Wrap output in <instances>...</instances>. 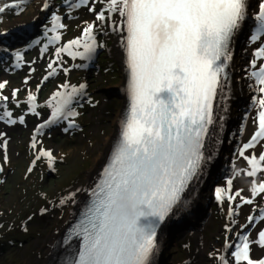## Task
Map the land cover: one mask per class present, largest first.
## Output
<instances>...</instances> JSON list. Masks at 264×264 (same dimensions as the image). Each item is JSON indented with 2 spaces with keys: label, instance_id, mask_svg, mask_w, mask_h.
Here are the masks:
<instances>
[{
  "label": "snow or ice",
  "instance_id": "6c2138e0",
  "mask_svg": "<svg viewBox=\"0 0 264 264\" xmlns=\"http://www.w3.org/2000/svg\"><path fill=\"white\" fill-rule=\"evenodd\" d=\"M64 2L69 9L88 6L96 21H110L113 32L125 34L121 45L129 96L111 161L92 191L93 198L82 218L66 237L68 243L75 238L79 244L64 264H151L157 248V229L180 203L205 161V138L216 123L215 104L227 86V69L233 58L230 44L249 17V0H102L106 7L100 11L90 6V0ZM15 7L19 5L0 7V13ZM48 7L45 3L44 8ZM61 20L53 13L49 31L64 28ZM254 21L250 41H260L250 62L253 69L258 68L250 73L258 85L255 91L260 94L253 97L256 113L252 122L256 130L239 152L249 166L242 171L250 178L252 198L241 196L242 190L232 194L231 178L227 189L217 188L216 199H227L230 204L229 217L238 214L240 205L235 209L231 206L238 197L244 205H252L257 196L264 198V152L245 154L264 142V0L259 3ZM95 29V24L87 23L82 37L56 48V60L48 64L49 76L55 74L54 64L62 53L92 58L97 48ZM60 39L56 34L49 42ZM81 46L83 52L72 50ZM47 48L45 45L42 51ZM15 55L17 60L22 59L19 52ZM6 83H0V90ZM85 87L61 85L65 91H57L47 102L50 118L39 129L61 120L69 121V127H73L72 118L78 115L73 105ZM17 91H13V97ZM0 99L7 101L8 97ZM27 101L34 112L36 96L29 93ZM11 116L5 110L0 120L16 123ZM19 122H24L23 116ZM32 147L36 148L35 138ZM41 156L50 163L53 160L51 151L41 149L37 159ZM257 220L264 222V208L259 209L258 217H247V223L240 226L242 231L236 233L235 243L226 238L223 247L228 255L219 256L220 264H264V258L251 256L253 244L264 248V229L258 230L256 239L246 233Z\"/></svg>",
  "mask_w": 264,
  "mask_h": 264
},
{
  "label": "rangeland",
  "instance_id": "374dc122",
  "mask_svg": "<svg viewBox=\"0 0 264 264\" xmlns=\"http://www.w3.org/2000/svg\"><path fill=\"white\" fill-rule=\"evenodd\" d=\"M261 1L257 0V5ZM45 3L49 5L47 9L44 8ZM254 3L256 4L255 1L252 2ZM11 4H18L19 7L7 8L0 13V45L4 42L7 30L16 28L18 33L11 37L18 39L22 38L20 31H25L39 19L44 23L41 26L42 35L39 33L24 47L17 44L6 47L8 50L5 49L2 54L7 58L0 59V83L7 81L0 90V97H8L7 101L0 99V115L5 110L10 111L11 119L17 121L11 124L0 120V264H44L47 248L49 252L51 241L62 238L70 223L67 221L73 204L86 190L88 173L96 166L98 155L104 148L105 137L112 134L116 118L122 115L124 95L119 85H122L124 69L117 55L118 37L109 26L111 22L105 24L96 21L95 13L89 11L88 6L69 9L64 0H0V7ZM90 6L100 11L106 4L102 0H90ZM258 10L259 6L254 9L255 13ZM53 13L60 15L61 22L65 25L56 32L49 31ZM34 16L37 18L31 22L32 25L20 29L24 24L30 23ZM253 17L250 15L247 18L238 38L231 44L233 87L228 105L236 115L219 113L216 123L220 122L223 128L221 132L220 128L214 130V133L210 130V148L204 154L205 161L192 182L193 186L191 184V187L200 188L210 181L209 190L201 192L208 196L207 203L205 207L189 209V212L181 207L185 204H181L180 210L176 209L177 213L173 218H189L174 226L170 232L164 231V235H159L163 236L164 243L153 254L152 264H220L219 256L228 255V250L223 247L226 238L235 243L236 233L242 231L240 226L247 223V217H258L259 209L264 208V198L260 196L254 198L252 205H244L238 197L231 202L234 209L240 205L238 214L229 217L230 204L227 199H216V189H227L230 170L235 171V163L231 161V143L239 132V114L244 107L248 108V103L251 108L248 121L253 125L252 132L256 130V125L252 122L256 109L253 102L247 101L250 95H260L255 91L258 85L250 76L258 68L251 67L253 53L250 56L244 50L246 43L250 42L254 49L260 44V41L255 44L250 41L254 29L248 30V27L253 25L250 21ZM87 23L96 25L94 35L97 48L92 58H73L62 53L54 64L55 74L49 76L51 70L48 64L56 60V48L82 37ZM56 34L61 39L50 43V38ZM81 43L83 44V40ZM45 45H48L47 51H42ZM72 50L83 52V47H73ZM8 51H11L12 57L7 54ZM17 52L22 59L17 60ZM46 76L47 80L44 79ZM63 84L76 87L86 85L73 105L78 113L72 118L74 126L69 127V121L61 120L39 129L50 118L51 109L46 106L47 102L57 91H65L61 88ZM246 87L251 89L249 97L243 94ZM14 90H18L15 97L12 95ZM29 93L36 96L34 112L28 106ZM21 116L24 117L23 123L19 122ZM34 138L35 149L32 147ZM41 149L51 151V163L44 156L37 159ZM260 151L264 152V142ZM248 167L243 164L242 168ZM250 186V178L242 176L233 180L231 192L234 194L242 190L241 196L252 198ZM193 197L194 195L188 196L184 202L192 203ZM233 220L235 224L232 223ZM228 228L232 231H227ZM260 229H264V222L257 220L246 229V233L256 239ZM59 254L58 256L61 255ZM251 256L253 259L264 258V248L253 244ZM228 258L232 259L230 255ZM60 260L61 258L58 262Z\"/></svg>",
  "mask_w": 264,
  "mask_h": 264
},
{
  "label": "bare ground",
  "instance_id": "6f19581e",
  "mask_svg": "<svg viewBox=\"0 0 264 264\" xmlns=\"http://www.w3.org/2000/svg\"><path fill=\"white\" fill-rule=\"evenodd\" d=\"M253 1H255L256 4L255 3L252 4ZM249 5H250L249 16L250 15L254 16V13H255L254 9H256L259 6V5H257V0H249ZM250 21L253 23V25H251L250 28L248 27V30L251 28H253V29L255 28L254 17ZM115 33L118 37L116 40V51H117V55H118L119 60H120L121 67L124 69V76H123L122 85H119V87H120L122 94L124 95V98H125V95H126L125 84L127 82V79L125 78V73L127 71V65L125 63L124 49L121 45L122 37L125 34L124 33H118V32H115ZM239 33H240V31L233 37L231 44L233 41L236 40V38H238ZM247 33L248 32L245 33V36ZM231 44H230V48H232ZM246 44L247 45L244 47V50L247 52V54L249 53V55L252 56V53H254L256 49L251 47L250 42L246 43ZM232 57H233V55H232ZM233 65H234V62H233V58H232V60L229 62V68L227 69V72H228L227 86L224 89V91L217 97V101L215 104L216 109H215L214 114H215V117L218 119H219V113L222 115H227V114L233 115V116L236 115L235 111L232 110L231 107L228 105V99H229L230 91L233 87V83H232V79H231V76H232L231 70L233 68ZM243 94H244V96L249 97V95L251 94V89L249 87L244 88ZM250 97H251V95H250ZM250 97H249L247 103L253 102L254 95L251 98ZM247 105H248V108L245 109V107H244L243 110L241 111V113L239 114V117H238L239 118V122H238L239 123L238 124L239 125V128H238L239 132L235 135L236 138H234L232 143H231L232 144L231 150H233L232 151L233 154H231V161L235 163V165H234L235 171L232 172L230 170V175H228V177H229V179L231 178L232 180H234V179L236 180V178L239 179L242 176H246V175H244V173L242 171V170H244L242 167H243V164H247V162L243 160V158L239 155V152H240L242 145L247 143L249 141V139L251 138V135L254 133V132H252L253 125L251 122L248 121V113L251 110V108L249 106L250 104L248 103V104H246V106ZM121 123H122V115H120L116 118V124H115L116 127L113 130L112 134L107 135L104 139V148L98 155L96 166L88 173V184L86 186L85 192L80 194V197L73 204L74 210L72 209V212L70 213L69 221H67V222H70L67 225L69 228L68 230H70V232H71L72 228L80 221V219L83 216L84 209H82V208H84L86 201L88 199V196L90 195V193H91L96 181L98 180V178L101 174V171H102V169H103V167L107 161V158L112 151L111 148H112L114 141L118 135V130L120 132L121 128L119 129V127H120ZM218 128H220L219 132H221L223 126L220 124V122L218 124L215 123L214 125H212L210 127V130L211 131L213 130L212 133H214V130H216ZM210 135H211V133L209 131V136ZM261 144H257L256 147L253 149L246 150L245 154L250 155V154H255V152H256V154H259L260 152H262V151H260L261 150ZM209 148H210V145L208 146V137H207V139L205 140V146H204V150H203L204 154L207 151V149H209ZM254 150H256V151L254 152ZM217 157L219 158L218 161H220L219 155ZM202 165H203V163H202ZM202 165H201V167H202ZM237 172H240V175H236ZM192 182L190 183L189 187L185 190V192L182 194L181 201L173 209V212L176 209H178L181 206V204H185L184 206H181L183 209H185V212H189V209L198 210L200 208L205 207L207 200H208V196L205 195L204 193H201V192H203V190H209L210 181L206 184L204 183V185L201 186L200 188L191 187ZM192 186H193V184H192ZM192 195H194V197L192 198V203H190V204L185 203L184 200L185 199L187 200L188 196L191 197ZM187 206H189V207H187ZM179 210H180V208H179ZM173 212L171 214H173ZM160 228H161V226H160ZM160 228H159V230H160ZM68 235H69V232L64 231L61 239H55V240L53 239L51 241L50 246H49L50 247L49 252H48V248L46 251L47 257H45L46 259L44 260V264H56L57 261L61 257L68 254V252L71 251L75 247L76 239H74V240L72 239L71 243H68L66 241V237H68ZM161 235H164V234L162 233ZM163 243H164L163 236L159 237L157 234V248L160 245L162 246ZM56 245H57V247H55ZM56 251H57V253H56ZM155 252H156V250H155ZM58 254L60 256H58Z\"/></svg>",
  "mask_w": 264,
  "mask_h": 264
},
{
  "label": "water",
  "instance_id": "95a60500",
  "mask_svg": "<svg viewBox=\"0 0 264 264\" xmlns=\"http://www.w3.org/2000/svg\"><path fill=\"white\" fill-rule=\"evenodd\" d=\"M36 18H37V16H34L30 20V23L24 24V26H21L20 29L25 28L26 26L32 25L31 22L35 21ZM43 23H44V21L42 19L41 20L39 19V21H37L36 23H34V25L30 26L29 28H26L25 31H20V36H22V38L20 37L18 39H13L11 37V36H14L15 34L18 33L16 31V28L7 30V35L4 36V42L1 44L3 46L0 45V53H1L2 48H3V52H4L5 49H7L6 47H8V46L11 47L13 44H17L20 47H24L25 45H27V43L29 41L33 40L39 33H42L41 26H42ZM7 54H10L11 55V51H8ZM3 56L4 55L1 53L0 59L1 58L3 59ZM127 75H128V71H126V73H125V78L126 79H127ZM125 104H126V101H125V98H124L123 108H124ZM187 207H189V206H187ZM175 211L173 212V214H170L164 222H162L163 224L161 225L160 230L157 231L158 236L161 235L164 231L170 232L174 228V226H177L178 224H180L181 222H183V220L189 218V216H185L186 218H184L183 220L182 219L173 218V216L174 215L176 216V213H177ZM67 230H68V226L66 227L65 231H67Z\"/></svg>",
  "mask_w": 264,
  "mask_h": 264
},
{
  "label": "trees",
  "instance_id": "16d2710c",
  "mask_svg": "<svg viewBox=\"0 0 264 264\" xmlns=\"http://www.w3.org/2000/svg\"><path fill=\"white\" fill-rule=\"evenodd\" d=\"M41 35H42V33H41ZM3 52V48H2V50H1V53ZM1 55V54H0ZM11 57H12V55H10ZM3 58H7L6 56H3ZM2 59V58H1Z\"/></svg>",
  "mask_w": 264,
  "mask_h": 264
}]
</instances>
